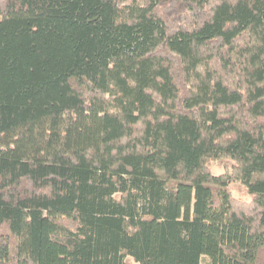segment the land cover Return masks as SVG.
<instances>
[{"label": "trees", "instance_id": "trees-1", "mask_svg": "<svg viewBox=\"0 0 264 264\" xmlns=\"http://www.w3.org/2000/svg\"><path fill=\"white\" fill-rule=\"evenodd\" d=\"M0 264H264V0H0Z\"/></svg>", "mask_w": 264, "mask_h": 264}, {"label": "rangeland", "instance_id": "rangeland-1", "mask_svg": "<svg viewBox=\"0 0 264 264\" xmlns=\"http://www.w3.org/2000/svg\"><path fill=\"white\" fill-rule=\"evenodd\" d=\"M212 170L214 171L215 174H220L223 172V167H216V166H212ZM129 262H131V260H129Z\"/></svg>", "mask_w": 264, "mask_h": 264}]
</instances>
